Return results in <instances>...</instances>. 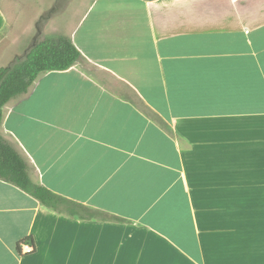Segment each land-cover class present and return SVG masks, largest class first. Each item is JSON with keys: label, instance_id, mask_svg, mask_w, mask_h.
I'll return each mask as SVG.
<instances>
[{"label": "crops", "instance_id": "1", "mask_svg": "<svg viewBox=\"0 0 264 264\" xmlns=\"http://www.w3.org/2000/svg\"><path fill=\"white\" fill-rule=\"evenodd\" d=\"M83 7L65 35L107 79L43 73L0 127L69 202L0 179V264H264V0Z\"/></svg>", "mask_w": 264, "mask_h": 264}, {"label": "trees", "instance_id": "2", "mask_svg": "<svg viewBox=\"0 0 264 264\" xmlns=\"http://www.w3.org/2000/svg\"><path fill=\"white\" fill-rule=\"evenodd\" d=\"M153 1V0H144ZM86 61L72 39L63 34L42 38L12 66L0 68V127L3 108L12 99L27 95L38 77L46 72L66 71ZM143 113L171 133L166 123L156 113L135 97L132 100ZM30 165L25 158L9 144L0 133V179L33 196L42 205L59 210L69 202L46 187L34 183L30 178ZM106 219L120 221L104 213ZM26 241L25 243H27Z\"/></svg>", "mask_w": 264, "mask_h": 264}, {"label": "rangeland", "instance_id": "3", "mask_svg": "<svg viewBox=\"0 0 264 264\" xmlns=\"http://www.w3.org/2000/svg\"><path fill=\"white\" fill-rule=\"evenodd\" d=\"M89 1L0 0V7L7 20L0 33V65L5 67L10 62L12 66L46 36L65 35L81 15L83 5ZM81 66L97 79H107L94 65L84 61ZM129 97L135 98L131 94Z\"/></svg>", "mask_w": 264, "mask_h": 264}, {"label": "built area", "instance_id": "4", "mask_svg": "<svg viewBox=\"0 0 264 264\" xmlns=\"http://www.w3.org/2000/svg\"><path fill=\"white\" fill-rule=\"evenodd\" d=\"M29 245L28 244H25L24 248H26L27 250H29Z\"/></svg>", "mask_w": 264, "mask_h": 264}]
</instances>
